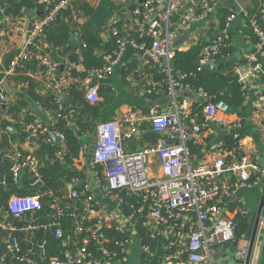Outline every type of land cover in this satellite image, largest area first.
<instances>
[{
	"label": "built area",
	"instance_id": "2783aa9c",
	"mask_svg": "<svg viewBox=\"0 0 264 264\" xmlns=\"http://www.w3.org/2000/svg\"><path fill=\"white\" fill-rule=\"evenodd\" d=\"M47 9L43 16L34 19L29 30L27 44L19 49L10 60V68L23 66L31 57L28 45L38 48L36 40L43 28L51 22L56 14L78 0H41ZM188 0H145L141 6L133 10V14L143 13L142 19H137L136 31L140 36H150L149 46L138 43L127 36L139 49L154 60V64L161 67L164 81L147 79L144 93L151 94L157 88L165 85L164 90L171 97L170 108L165 111L153 110L149 117L153 131L157 137L153 144L135 151H127L123 147V140L132 138L137 130L134 122L136 115L127 114L123 121H107L97 124L96 140L91 157L92 181L86 177L73 178L70 197L78 199L82 211L73 215L74 230L85 235L74 244L64 241L67 248H63L62 256L51 257L47 254L43 244H36L27 237L21 239L15 232H32L38 227L56 226L54 235L60 237L59 215L62 207L60 199L52 191L44 193L46 203L51 211L48 221L42 222L36 212L44 206L40 194L16 195L8 198L7 206L1 208L3 219H0V229L5 231L6 239L3 243V254L0 264H125L131 247L133 235L137 234L135 221L138 215L145 217L144 225L151 231L158 230V234L172 236L171 245H175L173 254L163 257L162 262H187L188 264H213L212 253L215 246L235 240L237 228L236 218L227 214L223 204V196L233 188L248 186L261 182L260 175L252 178L257 172H262L261 165L242 155L243 138L238 131V122L231 123L233 145L227 153L221 151L204 161L194 162L193 152L189 145L202 131L203 122H198L200 115L204 122L217 121L223 126H230V122L218 113L229 112L228 105L222 100L216 101L202 89H191L183 80L185 72L176 71L171 64L176 50L174 41L180 31L188 28L193 22L203 20L211 12L213 6L220 0H205L202 6L188 9L180 13V17L171 26V18L179 13L183 4ZM239 2V0H230ZM158 4H165L164 9H157ZM247 15L245 10H242ZM231 12L225 19L224 25L217 35L205 45L200 53V60H212L221 53L224 41L230 37V26L235 18ZM261 18L264 19V5L260 8ZM258 41L254 51L245 55V62L234 67L237 79L242 83V90H249L250 82L264 76V26L250 17L248 24ZM116 36L117 47L112 53L104 55L105 64L94 68L86 78V97L90 102L99 100L97 84H90L93 77L108 75L123 49L126 36L116 27L111 28ZM45 68L49 78H53L57 71V62L49 54H42L38 60ZM215 62V61H214ZM71 65V64H70ZM246 72L242 71V67ZM199 68V67H198ZM200 69V68H199ZM179 91L199 92L204 97L202 108L193 111L192 107L184 106L177 100ZM203 102V103H204ZM0 104L5 109L6 96L0 82ZM259 111L264 115V94L261 93ZM6 114L0 113V125ZM55 117L50 113L47 124L27 122L23 129L27 132L28 140H39L47 135L46 140L52 142L49 133L54 131L60 140L57 156L62 158L66 153L64 135L54 128ZM127 127L124 129L125 125ZM155 156L160 176L153 179L149 175V157ZM12 180L16 181L23 170L29 174V185L40 189L43 183L41 168L42 161L36 155H25L20 152L9 157ZM5 161V155L0 154V166ZM260 180V181H259ZM5 185V181H0ZM81 184L82 188L75 186ZM95 189L99 195L95 194ZM138 197L141 201L136 212L128 216L121 215V194ZM98 196V197H97ZM109 198L113 209H106L99 201V197ZM4 216H9L11 222ZM22 224L18 226L17 224ZM120 234L114 242L115 248L105 243L108 238L103 227L112 226ZM22 240L26 241L23 249ZM93 245L94 249L90 248ZM141 252H148L146 245H141Z\"/></svg>",
	"mask_w": 264,
	"mask_h": 264
},
{
	"label": "crops",
	"instance_id": "0c3cea01",
	"mask_svg": "<svg viewBox=\"0 0 264 264\" xmlns=\"http://www.w3.org/2000/svg\"><path fill=\"white\" fill-rule=\"evenodd\" d=\"M204 1L188 0L187 3L182 5L180 11L184 13L188 9H199ZM76 2L79 16L72 23H68L71 31L69 42L60 47H50L47 42L43 41L38 45L37 50H34L33 46L30 48V45H28L29 50L34 55L22 67L15 68H10V60L19 49L27 44L29 30L34 19L38 17L39 12L35 8H23L20 16L5 19L0 11V82L7 101L6 108L0 112L1 114H6L2 121L5 129L0 130V154L5 155L6 161L9 160L8 157L10 155L17 152L38 156L43 166L51 161L43 151L40 152L41 144L39 140H28L26 135H22L24 134V131H21V129L24 130L23 124L28 121L42 124L50 122V112L48 109L43 108L31 96L30 92L38 95L47 93L56 95L60 107L62 109L68 107L69 112L66 115H69L70 119L73 112H75V115L81 114V106L79 104L73 105L71 102L73 98L71 90L72 87L78 91L82 90L88 101L86 97V78L88 76L81 78L78 75H72L71 70L77 73L85 71L81 56V45H83L81 35L83 32H91L96 40L102 44L109 38L112 27L119 28L118 30L126 36L123 49L113 64L112 71L108 75L93 77L89 80L90 84L97 81L93 84L98 86L99 100L95 103L88 101L89 104L97 109L89 116L88 114H83L84 120L95 121L96 124L112 120L123 121L127 114L134 113L136 115L134 124L137 130L132 138L123 140V147L127 151H135L153 144L155 137H157L149 119L153 110L165 111L170 108L171 97L167 95L163 86H160L151 94L143 92L142 82L146 81L148 75H150L147 69L151 68L154 63L145 58L144 55L146 53L127 38L129 33L137 27V19L132 16L129 6H140L139 0H78ZM263 5L264 0L218 1L206 18L193 22L188 28L179 32L174 41L176 52H187L199 42L212 40L218 33L222 14L231 11L236 14L230 26L232 53L225 58L234 63L242 61L247 53L254 51V46L249 38L243 34V30L247 28L249 19L252 17L251 11L253 12L256 7H262ZM164 8L165 4L157 5L158 10ZM242 10H245L247 15H244ZM173 23L175 22H172L171 26ZM41 51L44 52L41 53ZM42 54H49L58 64L53 78L47 76L45 68L38 62ZM196 58H200V54ZM131 61H137L138 64L136 68L128 72L127 65ZM242 71L246 72V68L242 67ZM262 78L250 82V90L237 113L231 111L226 114L218 113L219 117H223L230 122V126H223L217 121L204 122L202 120V131L196 137L195 142H190L196 150L192 149L194 162L209 159L221 151L227 153L228 149L232 147L230 142L233 141L231 132L234 128L231 123L238 122V131L243 138L244 145L242 155L260 164V159L264 156V115L259 111L260 86L264 83ZM61 93L66 94L63 103L59 101ZM177 100L184 106L193 107L203 103L204 97L199 92L179 91ZM77 106L80 108H77ZM6 126H9L10 129L6 128ZM72 126L76 128L75 124ZM96 127L97 125L92 131L87 130L85 133L77 132L80 137L81 147L78 156L72 161V166L86 177L88 181H92V179L90 180L87 168V153L88 147L91 145L94 135H96ZM126 127L127 124L124 129ZM52 143L55 144L53 141ZM148 164L150 177L153 179L159 177L161 172L155 156L149 157ZM263 176L264 174L260 177L262 178ZM26 180L27 186L32 188L28 182L29 174L27 169L23 170L18 179L14 181V188H23ZM1 185L0 190L2 189ZM4 191H11V187L8 184L4 185ZM263 193L264 184L262 182L232 188L228 194L223 196V204L226 206L227 214L234 218L245 215L248 220ZM10 194L13 195L15 193L12 191ZM98 199L106 209H113V203L109 198L100 196ZM4 217L6 221L11 222L9 216ZM5 239L4 233V235L0 236V244L3 245ZM234 241L238 243L240 249H246L247 241L243 239V234ZM259 241L260 238L258 237L252 249L250 264H255ZM232 242L214 247L212 253V258L214 257L213 264H219L226 258L228 249L232 248ZM140 257L141 244L137 234H135L132 237L128 261L125 264L146 263L142 262ZM159 264L188 263L169 261Z\"/></svg>",
	"mask_w": 264,
	"mask_h": 264
},
{
	"label": "trees",
	"instance_id": "16d2710c",
	"mask_svg": "<svg viewBox=\"0 0 264 264\" xmlns=\"http://www.w3.org/2000/svg\"><path fill=\"white\" fill-rule=\"evenodd\" d=\"M52 1V3L56 2V0ZM76 3L77 2H73L67 8L60 10L54 19L44 26L39 38L36 40L37 45H40L41 42L45 41L50 47H60L69 42L71 38V31L69 30L70 26L68 23H72L73 20L79 16V11L76 9ZM23 8H35L36 11L39 12L37 16L40 17L45 14L47 6L45 2H42L41 0H0V11L2 12V17L5 19L20 16ZM135 8H138V6H129L131 13ZM260 8L261 6L256 7L253 12L251 11V13L252 17L256 19L261 26H264V19L261 18ZM230 13L231 11L224 12L222 14L220 18L219 31L224 25L226 17ZM132 16L140 20L142 19L143 13H132ZM243 34L249 38L253 46L258 41L257 36L249 25L243 30ZM229 35L230 37L224 41L225 44L221 49V53L214 58L217 65L216 72L199 69L193 64V59L199 56L203 45H205L208 41L199 42L197 45L192 46L187 52L177 51L171 61V64L176 71L186 73V77L183 82L189 88L202 89L207 95L213 97L214 100H222L225 102L229 107V111L237 113L239 108L243 105L250 88L249 90L243 91L242 83L238 81L237 75L234 72V67L238 64H243L245 59L234 63L225 58L232 53L231 34ZM128 37L133 38L138 43H145L147 46H149L152 41L150 36H140L138 31H136V28L129 33ZM81 39L84 45H81V56L83 58L82 62L85 66V71L77 73L74 70H71V74L85 78L90 75V71L92 69L102 67L105 64L104 55L114 52L116 50L117 43L116 36L112 34L111 30L109 38L103 44L97 41L91 32H83ZM37 49L38 48L34 47V50ZM42 52L44 51H41V53ZM33 55L34 54L31 51V56ZM137 64V61H131L127 65V71L130 72L132 69L136 68ZM147 72L150 73L147 79L159 81L160 85L163 83L164 73L161 70V67L157 64H153L151 68L147 69ZM262 77V81L264 82V76ZM146 81L142 82L143 89L147 87ZM263 85L264 83L260 86V92L262 94H264ZM164 87L165 85H163V88ZM71 93L73 95L71 102L73 105L79 104V106H81V114L75 115V112H73L70 119V117H68L69 115H66L69 112L68 107H64V109H62L56 95L50 93L38 95L30 92L31 96L38 101L43 108L48 109V111L55 117L54 128L64 135L66 144V153L62 158H60L56 156L59 147L52 142H48L46 140V137H48L47 135L42 136L39 139L41 144L40 152L43 151L44 154L47 155L48 159L51 160L41 168V172L43 174L42 187L40 189L33 187L29 188L26 180L23 188H14V181L12 180V174L10 171V162L5 160L0 166V181L4 180L5 185L8 184L11 187V191H4V185L0 184L2 186V189L0 190V219H3L1 208H5L7 206V201L11 196L10 193L12 191L20 196L38 193L40 194V199L43 203L48 199L44 194L46 190L52 191L53 194L60 199L59 205L62 207L61 215H59L60 228L62 231V235L60 237H55L54 235L56 226H41L34 229L32 232H15V234L21 239L27 237L37 245L40 243L43 244L47 254L56 258H60L62 256L61 251L63 248H67V245L63 244L64 241L72 243L74 246V244L85 235L84 233H77L74 230L75 224L73 215L82 211V205L80 200L72 199L70 197V191L67 189V185L73 182V178L83 179L84 177L72 166V161L78 156L81 147L80 137L77 135V132L85 133L87 130L92 131L97 125L95 121L89 122L84 120L82 117L83 114H88L89 116L97 109L95 106L88 103L85 98V93L82 90L78 91L74 87H72ZM203 104H205V102L200 105H194L192 107L193 111H199ZM79 106H77V108H80ZM2 110L3 108L0 104V112ZM197 121L202 122V117L200 115L198 116ZM73 123L76 125V128L75 126H72L74 125ZM18 126L20 125L18 124ZM2 129H5V126L1 124L0 130ZM21 131H24V134H22L23 136L27 134L25 130L21 129ZM190 142H192V140ZM190 142L189 145L191 150H195V147L192 146L193 144L191 145ZM231 144L233 145V141L230 142V145ZM256 176L257 174L254 173L252 178H255ZM28 182H30V179ZM80 185L81 184H78L75 187L80 189L82 188ZM121 198L122 203L120 204V208L121 215L123 216H128L133 212L135 213L141 203L140 199L133 195L122 193ZM50 212L51 211L49 209L46 212V209L42 207V209L36 212V216H38L39 220L47 222ZM236 221L237 228L235 231V239L239 238L243 234L247 224V218L245 215H241L236 217ZM144 222V216L138 215L136 217L135 229L137 232V238L140 240L141 245H146L148 247V252H141V261L149 264H159L162 262L164 256L173 254L176 251L175 245H171L173 237L158 234V230L151 231L146 225H144ZM17 225L19 227L22 226L20 223ZM114 225L115 223H113L112 226L103 227V232L109 239L105 244L112 249L115 248L114 242L121 238L119 232L114 229ZM4 233L5 231L0 229V236L4 235ZM22 245L23 249H26V241L22 240ZM90 248L94 249V246L91 245ZM2 254L3 245L0 244V257Z\"/></svg>",
	"mask_w": 264,
	"mask_h": 264
},
{
	"label": "water",
	"instance_id": "95a60500",
	"mask_svg": "<svg viewBox=\"0 0 264 264\" xmlns=\"http://www.w3.org/2000/svg\"><path fill=\"white\" fill-rule=\"evenodd\" d=\"M144 0H139V4L141 6V3ZM180 13H175L173 17L171 18V22L177 21V19L180 17ZM145 58H147L151 63H154V60L148 56V54L144 55ZM193 64L200 69H204L210 72H216L217 71V65L212 60L207 61H201L200 58H195L193 60ZM62 66V65H61ZM97 81H94L93 83H96ZM66 97L65 93H61L59 95V101L61 103L64 102ZM6 128L10 129L9 126H6ZM49 136L51 137V140L57 145H60V140L56 136L54 131H50ZM96 140V135H94L92 139L91 145L88 147V153H87V168L89 170L90 180L93 178L92 171L93 167L91 165V157L92 152L94 148V143ZM260 165L262 168V172H257V175L264 174V156L260 159ZM262 184H264V176L261 178ZM74 185V184H73ZM73 185H67L68 189L71 190L73 188ZM97 195H99V191L95 189ZM44 208L48 210V204H44ZM260 238L259 245H258V252H257V258L255 261V264H264V256H263V250H264V193L260 196L258 204L255 208V210L250 214L247 224L245 226V230L243 233V239L247 241V247L246 249H240L238 247L237 242H232V248L228 249L226 258L221 261L219 264H250V257L252 253V249L254 246V243L256 239ZM231 242H226L224 244H230ZM224 254V253H222ZM149 264V263H144Z\"/></svg>",
	"mask_w": 264,
	"mask_h": 264
},
{
	"label": "rangeland",
	"instance_id": "374dc122",
	"mask_svg": "<svg viewBox=\"0 0 264 264\" xmlns=\"http://www.w3.org/2000/svg\"><path fill=\"white\" fill-rule=\"evenodd\" d=\"M213 260H214V257H213Z\"/></svg>",
	"mask_w": 264,
	"mask_h": 264
},
{
	"label": "bare ground",
	"instance_id": "6f19581e",
	"mask_svg": "<svg viewBox=\"0 0 264 264\" xmlns=\"http://www.w3.org/2000/svg\"><path fill=\"white\" fill-rule=\"evenodd\" d=\"M235 242V241H234Z\"/></svg>",
	"mask_w": 264,
	"mask_h": 264
}]
</instances>
